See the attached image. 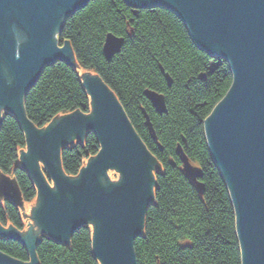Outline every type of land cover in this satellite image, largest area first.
I'll list each match as a JSON object with an SVG mask.
<instances>
[{
  "label": "water",
  "instance_id": "1",
  "mask_svg": "<svg viewBox=\"0 0 264 264\" xmlns=\"http://www.w3.org/2000/svg\"><path fill=\"white\" fill-rule=\"evenodd\" d=\"M88 1L0 0V116L12 114L23 127L26 152L18 154L19 166L36 189L31 213L41 232L66 244L78 226L91 223V252L100 264H136L132 246L153 199L154 160L111 92L97 77H84L80 83L90 98L89 115L74 110L43 131L27 120L22 106L44 66L63 59L70 63L68 43L60 48L55 37L65 18ZM125 1L174 10L199 47L228 61L231 85L203 128L232 202L240 264H264V0ZM20 27L25 38L18 35ZM121 42L107 37V58ZM85 130L95 134L100 149L73 179L63 173L59 152L73 138L80 142ZM108 169L118 172L116 183L106 181ZM0 181L21 207L14 180L0 174ZM27 234L0 227V236L20 241L29 256L27 263L0 252V264H37L39 240Z\"/></svg>",
  "mask_w": 264,
  "mask_h": 264
},
{
  "label": "trees",
  "instance_id": "2",
  "mask_svg": "<svg viewBox=\"0 0 264 264\" xmlns=\"http://www.w3.org/2000/svg\"><path fill=\"white\" fill-rule=\"evenodd\" d=\"M107 32L124 38L110 61L101 51ZM63 39L69 41L80 64L94 68L116 93L134 129L164 166L156 177L155 205L146 210L143 236L134 243L137 264H240L233 207L203 130L204 118L230 85L227 62L201 50L184 22L169 9L132 8L125 0H90L65 20L59 35ZM165 73L171 78L170 87ZM145 89L165 95V114L153 112ZM87 108L86 93L64 62L45 67L24 98L25 114L38 127L59 112H87ZM140 109L150 116L162 150L151 139ZM176 144L202 166L205 190L201 197L180 173ZM23 147L24 135L17 120L5 116L0 127V168L14 174L28 200L35 196L31 181L24 171L12 168L15 149ZM97 151L92 134L82 143L62 149L64 172L75 176L82 162ZM0 205V220L7 210L15 222L11 205ZM177 240L191 247L181 248ZM90 243L88 230L80 228L69 247L43 238L36 255L39 264H97ZM0 251L29 260L25 246L12 240L0 238Z\"/></svg>",
  "mask_w": 264,
  "mask_h": 264
},
{
  "label": "rangeland",
  "instance_id": "3",
  "mask_svg": "<svg viewBox=\"0 0 264 264\" xmlns=\"http://www.w3.org/2000/svg\"><path fill=\"white\" fill-rule=\"evenodd\" d=\"M90 1V0H89ZM88 1V2H89ZM87 2V3H88ZM87 3L85 4V5H87ZM84 5V6H85ZM83 6V7H84ZM157 7H161V6H157ZM150 8H152V7H150ZM79 9H81V8H79ZM79 9H77V10H79ZM76 10V11H77ZM75 11V12H76ZM74 12V13H75ZM73 13V14H74ZM73 14H71L70 16H72ZM70 16H68V17H70ZM67 17V18H68ZM66 18V19H67ZM65 19V20H66ZM181 19V18H180ZM65 20H64V22H65ZM182 20V19H181ZM64 22H63V24H62V26H61V29H60V31H59V33L56 35V42H57V45L61 48L62 47V43H63V41H66V43H68V45H69V47H70V51H71V59H69L68 61H70V63H68L67 61H65V59H63V60H61V61H55V62H52V63H50V64H48V65H46V66H44L43 68H42V70H41V72H40V74L38 75V77H37V79H36V81H35V83L37 82V80L39 79V77H40V75H41V73H42V71H43V69L45 68V67H47V66H50V65H52V64H54V63H56V62H64V63H66V64H68L69 66H70V68L75 72V74L77 75V78H78V80L79 81H81L84 77H89V76H93V77H97L99 80H100V82H102V84L111 92V94H112V96L114 97V99H115V101L119 104V106L123 109V112H124V115L126 116V118H127V120H128V122L130 123V125H131V127H132V129L134 130V132H135V134H136V136L140 139V141H141V143H142V145L144 146V148H145V151L147 152V154L150 156V158L151 159H153L154 160V165H153V169H152V171H151V175H152V178H153V183H154V185L152 186V195H153V199H152V201L147 205V208L149 207V205H155V191L157 190V179H156V177H158V175H160V174H162L163 172H162V170H163V165H162V163L157 159V157L148 149V147L145 145V143L142 141V139L140 138V136L138 135V133L136 132V130L134 129V127H133V125L131 124V122H130V120H129V118H128V116H127V114H126V112H125V110H124V108H123V106L121 105V103H120V100H119V98H118V96L116 95V93L103 81V79L100 77V75L97 73V71L94 69V68H91V67H86V66H83L82 64H80V61H79V59L76 57V54L74 53V51H73V49H72V47H71V45H70V43H69V41L68 40H66V39H63L62 41H60L59 40V35H60V33H61V31H62V28H63V25H64ZM188 30V29H187ZM189 32V31H188ZM190 34V33H189ZM24 36V35H23ZM109 36H111L112 38H114V39H121L122 40V42H121V46H120V49H121V47H122V45H123V42H124V38L123 37H121V36H119V35H116V34H114V33H112V32H107L106 34H105V36H104V39H103V42H102V55L104 56V58L106 59V61H110L112 58H113V56L114 55H116L119 51H120V49H119V51L118 52H116V53H114V54H112V56L110 57V58H107L106 57V55H105V53H104V50H103V48H104V44H105V42H106V39H107V37H109ZM191 36V35H190ZM192 38V37H191ZM193 40V39H192ZM195 43V42H194ZM196 44V43H195ZM197 45V44H196ZM198 46V45H197ZM199 47V46H198ZM201 50H203L204 52H206L208 55H210L211 57H213V58H219V59H223L224 61H226L227 62V64H228V61L222 56V55H219V54H214V53H208L204 48H201V47H199ZM213 67H214V65H212ZM213 67H211V69H209V70H212V68ZM228 68H229V65H228ZM229 71H230V69H229ZM231 73V72H230ZM165 75V79H166V84H167V86L168 87H170L171 85H172V82H171V78L165 73L164 74ZM201 77H202V79L204 80L205 79V74H202L201 75ZM35 83L33 84V86L35 85ZM230 85H231V82H230ZM230 85H229V87H230ZM32 86V87H33ZM81 86H82V88L84 89V91H85V93H86V96H87V99H88V108H87V112H82V111H80V110H77L78 112H80L81 114H84V115H89V111H90V98H89V95H88V93H87V91H86V89L84 88V86L81 84ZM31 87V88H32ZM229 87H228V89H229ZM30 88V89H31ZM29 89V90H30ZM228 89H227V91H228ZM28 90V91H29ZM27 91V92H28ZM146 91V92H145ZM153 92H147V90H144V96L146 97V99L148 100V102L150 103V105H151V107H152V109H153V112L155 113V114H157V115H162V114H165L166 112H167V106H166V99H165V95L162 93V92H160V91H155V90H152ZM226 91V92H227ZM226 92H225V94H226ZM150 93H152V94H155L156 96V101H154L152 98H151V94ZM27 94V93H26ZM224 94V95H225ZM224 95L216 102V104H218L221 100H222V98L224 97ZM24 98H25V96L23 97V100H22V106H23V111H24ZM158 103L159 105H160V107L156 104V103ZM215 104V105H216ZM214 105V106H215ZM214 106L212 107V109H211V111L209 112V114L204 118V120L205 119H207L208 117H209V115L211 114V112H212V110H213V108H214ZM162 108V109H159V108ZM74 111V110H73ZM73 111H62V112H59V113H57L55 116H53L51 119H49V121H47L42 127H38L37 125H35L33 122H31L30 120H29V118L26 116V118H27V120H29V122H31V124H33V126L35 127V129H37V130H40V131H43L44 130V128L47 126V125H51V124H53V123H56L58 120H60L61 118H63V117H66V116H68L69 114H71ZM140 112H141V114H142V116H143V118H144V125L147 127V129H148V132H149V135H150V137H151V139L152 140H154V142H155V144H156V146L158 147V149H160V150H162V148H161V146H160V144H159V141H158V137H157V134H156V132H155V129H154V127H153V124H152V122H151V120H150V116L145 112V111H141V109H140ZM24 113H25V111H24ZM1 116H3V117H1V123H0V127H1V124H2V121H3V119H4V117L5 116H7V114H6V112L5 111H3V112H1ZM26 115V114H25ZM9 116H11L10 114H9ZM14 117V116H13ZM204 120H203V124H204ZM23 129V127H21V130ZM203 130H204V128H203ZM23 132V131H22ZM90 134H92V135H94L95 136V134L92 132V131H90V130H85L84 131V133H83V138L80 140V142L77 140V139H75V138H73L72 139V142L71 143H68V144H65V145H63V146H61V148H60V152H59V157H60V165H61V168H62V171H63V173L65 174V175H67L65 172H64V169H63V167H62V164H61V151H62V149H67V148H69L70 146H72L73 144H75V143H77V142H79V143H82L84 140H85V138L87 137V135H90ZM204 135H205V133H204ZM96 137V136H95ZM96 141H97V139H96ZM205 141H206V138H205ZM98 143V142H97ZM206 146H207V149H208V152H209V154H210V156H211V159H212V161H213V163L215 164V166H216V168L218 169V166H217V164H216V162H215V160H214V158H213V156H212V154H211V151H210V148H209V146H208V144H207V142H206ZM24 147H26V144H25V140H24ZM21 148V149H19V148H17V149H15L16 151H15V156H16V159L14 160V162H13V167L12 168H14V170H16V169H19V170H22V171H24L25 173H26V171L25 170H23L20 166H19V159H18V154L19 153H22L23 155L25 154V152H26V149L25 148ZM99 149H100V146H99V144H98V151H99ZM175 149H176V154H177V156L179 157V160H180V166H179V168H180V173L183 175V177H184V179L189 183V185H191L194 189H195V191H196V193H197V195L199 196V197H201V196H203V194H204V190H205V187H204V182L202 181V177H203V169H202V166H200V164H198L197 163V161L195 160V159H193V158H189L187 155H186V153H184V151L182 150V147L180 146V145H177L176 144V146H175ZM97 151V152H98ZM97 152L95 153V154H97ZM94 157V155H91V156H88L83 162H82V164H81V166H80V168L79 169H83L84 167H85V165H86V163L89 161V160H91L92 158ZM39 164V166H40V169H41V171H43L44 169H42V165H41V163L39 162L38 163ZM171 165H173L174 166V163H172ZM79 169H78V172H79ZM3 170L0 168V174H2L3 172H2ZM218 171H219V169H218ZM78 172H77V174L75 175V176H70V175H67L68 177H71V178H73V179H76L77 178V175H78ZM46 174L44 175L43 174V176L45 177V180H46V182L49 184V186L52 188V189H54V187H53V182L50 180V178H49V176H48V174H47V172H45ZM219 173H220V171H219ZM27 174V173H26ZM9 175H11L12 177L10 178L11 180H14V182H15V184H16V186H17V188H18V190H19V192H20V196H21V203H25V204H21V207L20 206H18L16 203L14 204V202H13V200H11V199H9V202L5 199V198H3V199H1L0 200V204H2L3 205V203H8V204H10L11 205V207L15 210V212H16V216H17V219L15 220V222H14V220L11 218V216H10V214L8 213V211L7 210H3V212H5V219L3 220V221H1L0 220V227L2 228V230H4V231H8L10 228H13V229H16V230H18V231H20L21 232V234L22 235H24V236H26L25 234H27L28 232V230H30L31 232L29 233V234H27L30 238L32 237L33 239H38L39 241H38V243H37V245L40 243V241L43 239V238H46V239H49V240H52V241H54V242H56V243H59V244H62V245H65V246H68L69 247V244H70V240H71V237L73 236V234L78 230V229H80V228H86L87 230H88V233H89V237H90V242H91V237H92V226H91V223H85L84 225H81V226H78L75 230H74V232L72 233V235L70 236V238H69V240H68V243H66V244H64V243H62V242H59V241H56V240H54V239H52V238H50L48 235H46L45 233H43V232H41V230L38 228V226L34 223V221H33V219H32V213H31V211H30V208H23V206L24 205H26V206H34V205H36V203H37V196H36V189H35V187H34V185H33V183H32V181H31V179H30V177L28 176V174H27V176L29 177V180L31 181V184H32V187H33V189H34V194H35V196L33 197V198H31V199H25L24 197H23V193H22V191H21V189H20V187H19V185H18V182H17V180H16V178H15V176H14V174H12V173H10ZM106 181L107 182H109V183H116V181L119 179V174H118V172L117 171H114V169H108L107 170V173H106ZM220 176H221V178H222V175H221V173H220ZM222 180H223V178H222ZM224 181V180H223ZM225 183V182H224ZM225 187H226V184H225ZM226 189H227V187H226ZM228 191V190H227ZM229 198H230V196H229ZM230 202H231V199H230ZM231 204H232V202H231ZM4 207V206H3ZM146 208V209H147ZM145 215H146V212H145V214H144V219H143V228H142V231H141V234H142V236H143V233H144V229H145ZM0 238L1 239H5V240H12V241H15V242H18L19 244H21L20 243V241H17V240H15V239H10V238H8V237H2V236H0ZM137 238H139V237H137ZM137 238H135L134 239V241H133V253H134V256H135V261H136V264H137V258H136V253H135V251H134V243H135V240L137 239ZM180 240V239H179ZM179 240H177V244H180L181 245V248H190L191 247V245L190 244H187V245H185V241H179ZM180 242V243H179ZM91 244V243H90ZM183 244V245H182ZM37 245H35V258H36V260H37V264H39V261H38V258H37V255H36V247H37ZM0 252H2V251H0ZM3 254H4V252H2ZM93 255V254H92ZM94 257V256H93ZM12 258H14V257H12ZM14 259H16V258H14ZM94 259H95V257H94ZM16 260H19V259H16ZM96 260V259H95ZM19 261H21V260H19ZM22 262H27L28 263V261H22ZM96 262H97V264H100L97 260H96Z\"/></svg>",
  "mask_w": 264,
  "mask_h": 264
},
{
  "label": "bare ground",
  "instance_id": "4",
  "mask_svg": "<svg viewBox=\"0 0 264 264\" xmlns=\"http://www.w3.org/2000/svg\"><path fill=\"white\" fill-rule=\"evenodd\" d=\"M130 7H132V8H137V9H146V8H141V7H135V6H132V5H130L129 3H127ZM155 7H157V6H155ZM161 7H164V8H167V9H169L170 11H172L175 15H177L178 16V14L174 11V10H171L170 8H168V7H165V6H161ZM150 8V7H149ZM179 17V16H178ZM180 18V17H179ZM66 19V18H65ZM22 32H23V29H22V27H20L19 28V31H18V35L19 36H22V37H24L23 36V34H22ZM25 38V37H24ZM145 90H147V92H153L152 90H150V89H145ZM146 92V91H145ZM23 105V104H22ZM7 114V116L9 115V113H6ZM12 117H13V115L12 114H10ZM0 117H3V116H0ZM13 118H15V117H13ZM72 142V141H71ZM70 142V143H71ZM25 149H26V147H24ZM96 154H94V156H95ZM42 169H44V167L42 166ZM62 169V168H61ZM3 173L1 174V176L2 177H8V178H11L12 176L11 175H9L10 174V172H5V171H2ZM46 172V170H43L42 171V174H46L45 173ZM1 182V181H0ZM15 197L16 199L14 200L13 199V202H14V204L15 203H17V198H18V196L13 192V191H11V190H8L7 188H6V186H1L0 185V200L1 199H3V198H5L8 202H9V199H11V197ZM20 198V197H19ZM22 204H25V203H22ZM36 205H37V203H36ZM36 205H34L33 207L31 206H26V205H24L23 206V208L25 209V208H30V211H32L33 210V208L36 206ZM1 206V205H0ZM1 210V209H0ZM147 210V209H146ZM146 212V211H145ZM28 232V234L31 232L30 230H28L27 231ZM21 233V232H20ZM137 237H142V234H140L139 236H137ZM136 237V238H137ZM4 254H6V253H4ZM7 255V254H6ZM9 256V255H8ZM9 257H11V256H9ZM12 258V257H11Z\"/></svg>",
  "mask_w": 264,
  "mask_h": 264
}]
</instances>
